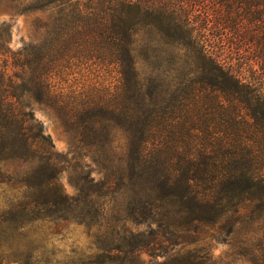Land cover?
<instances>
[{
    "label": "trees",
    "instance_id": "16d2710c",
    "mask_svg": "<svg viewBox=\"0 0 264 264\" xmlns=\"http://www.w3.org/2000/svg\"><path fill=\"white\" fill-rule=\"evenodd\" d=\"M9 1L51 13L44 37L16 50L0 25V184L17 190L0 214V264H96V246L65 262L44 256L30 230L40 226L50 242L65 238L68 224L96 228L104 199L121 202L115 214L154 224L158 249L167 235L177 245L188 231L244 224L264 264V0ZM95 67L102 83L82 88ZM70 68L79 78L67 91ZM29 101L59 118L69 160L89 162L76 164L74 195L58 181L68 160ZM159 214L187 216L171 228ZM143 234L109 246L108 261L138 258ZM184 247L158 264L204 260Z\"/></svg>",
    "mask_w": 264,
    "mask_h": 264
},
{
    "label": "rangeland",
    "instance_id": "374dc122",
    "mask_svg": "<svg viewBox=\"0 0 264 264\" xmlns=\"http://www.w3.org/2000/svg\"><path fill=\"white\" fill-rule=\"evenodd\" d=\"M50 13V10H26L21 12L16 9V2L0 0V25L6 24L10 27V47L16 50L30 42L42 39L45 34L43 25L48 21ZM71 69L67 70L62 84L67 91L78 83L79 78V76L72 73ZM143 70L146 76L149 75V69L145 67ZM108 74L104 76L109 80L110 76ZM83 75L79 84L84 89L87 87L96 88L97 84L102 83L101 74L96 71V67L88 72L84 71ZM29 108L35 120L42 126L43 132L52 141L58 157L68 160L61 163L62 169L58 174L61 190L68 195L76 194L74 181L75 175L79 171L76 164L87 163V159L69 160L70 141L54 112L43 104L33 101H29ZM84 170L88 171L94 178L98 176L96 166L92 164H89V167ZM16 200L17 190L10 184H0V214H9L8 209L12 204L15 205ZM101 201H106V203L103 208L104 213L96 214V228L87 230L84 225L68 224L65 230V238L58 237L47 242L44 239L45 230L40 226H33L30 232H37L38 236L33 245L42 248L46 257H50L51 253L54 252L56 260L62 262L68 261L66 258L73 251L89 254L96 246V264H128L131 262L158 264L163 260L161 255L164 251L167 252V255L173 257L175 251L182 246H185V250H194L199 255L204 256V260L199 261L200 264H256V258L260 257V250L257 246L258 239L251 238L252 235L246 231V226L240 223H235L232 231L229 229V233L226 232L228 227H225L223 232L215 230V227L213 229L202 228L196 233L185 232L183 233L184 244L176 245L175 243L181 241V239L167 235L169 241L164 242V248L158 249L151 242L153 235L150 229L156 230L154 224L148 227L145 223H138L134 219L138 218L135 214H115L113 209H117L121 202L114 204V202H108L107 199ZM186 216L187 214H159L158 218H162L164 223L170 224V227L173 228L172 226L179 224ZM140 233H144L143 241H146L147 245L140 251L141 254L138 258L137 256L127 255L124 260L108 261L106 256L109 253L107 250L109 246H127L128 242H135ZM176 263V260L168 262V264Z\"/></svg>",
    "mask_w": 264,
    "mask_h": 264
}]
</instances>
